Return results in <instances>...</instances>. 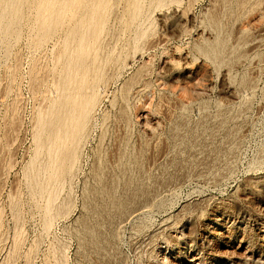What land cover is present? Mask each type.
Segmentation results:
<instances>
[{"label":"rangeland","instance_id":"rangeland-1","mask_svg":"<svg viewBox=\"0 0 264 264\" xmlns=\"http://www.w3.org/2000/svg\"><path fill=\"white\" fill-rule=\"evenodd\" d=\"M45 1L0 0V264L264 258V0Z\"/></svg>","mask_w":264,"mask_h":264},{"label":"bare ground","instance_id":"bare-ground-1","mask_svg":"<svg viewBox=\"0 0 264 264\" xmlns=\"http://www.w3.org/2000/svg\"><path fill=\"white\" fill-rule=\"evenodd\" d=\"M47 5H51V1L49 2L45 1ZM62 12L58 10L57 15L59 16ZM95 13V12H93ZM80 33H83L82 30H74L73 34L78 35ZM79 45L81 47V50H84L85 46V41L86 37L84 35H79ZM67 87L65 89V93L68 94L67 96V104L65 106V124H64V129H65V137H64V142H67L68 140H71V143L73 144H78L80 140V136L82 132L85 129L87 119L94 108V105L96 104V95H87L83 93L84 86H80L78 88V93L74 96H71V80L67 81ZM208 229L210 230V233L212 234H222L221 230L219 229L221 224L217 222L216 219H210L208 223ZM192 244V245H191ZM186 249L188 248L187 245H195L197 248L201 246V244L197 243L195 240H192V238H188L186 240ZM241 246V245H240ZM246 258L251 260L253 263L258 264L263 262V256L256 254L254 251L249 250ZM198 260V256H193L190 259H186L184 257L183 259H178L177 263L172 262V264H196V261Z\"/></svg>","mask_w":264,"mask_h":264}]
</instances>
